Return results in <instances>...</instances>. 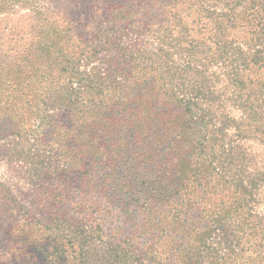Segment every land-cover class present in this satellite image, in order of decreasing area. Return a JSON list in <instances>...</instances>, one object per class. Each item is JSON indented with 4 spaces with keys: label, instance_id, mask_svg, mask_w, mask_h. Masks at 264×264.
Masks as SVG:
<instances>
[{
    "label": "trees",
    "instance_id": "trees-1",
    "mask_svg": "<svg viewBox=\"0 0 264 264\" xmlns=\"http://www.w3.org/2000/svg\"><path fill=\"white\" fill-rule=\"evenodd\" d=\"M58 1L0 0V162L38 192L0 183V264H264V0Z\"/></svg>",
    "mask_w": 264,
    "mask_h": 264
},
{
    "label": "rangeland",
    "instance_id": "rangeland-1",
    "mask_svg": "<svg viewBox=\"0 0 264 264\" xmlns=\"http://www.w3.org/2000/svg\"><path fill=\"white\" fill-rule=\"evenodd\" d=\"M48 1L50 2L52 0ZM49 4L51 5V3ZM58 4L63 5V7H66L68 9L69 5L67 0H59ZM69 10L72 11V9ZM29 22L30 18L27 11H20L7 17V24L9 25V27H17V29H27L29 27ZM19 170V164L10 165L4 162H0V183L8 185L11 191L15 193L21 201H23L24 203H30L36 197H38V192L32 183L21 178V176L19 175ZM2 230L3 227L0 225V245L2 244ZM10 239L11 238H9V240Z\"/></svg>",
    "mask_w": 264,
    "mask_h": 264
}]
</instances>
